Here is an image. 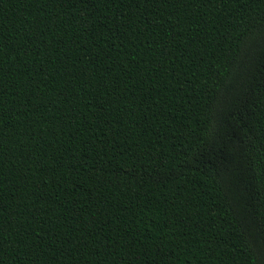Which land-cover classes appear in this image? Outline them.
<instances>
[{
  "label": "trees",
  "instance_id": "trees-1",
  "mask_svg": "<svg viewBox=\"0 0 264 264\" xmlns=\"http://www.w3.org/2000/svg\"><path fill=\"white\" fill-rule=\"evenodd\" d=\"M0 264H264V0H0Z\"/></svg>",
  "mask_w": 264,
  "mask_h": 264
}]
</instances>
